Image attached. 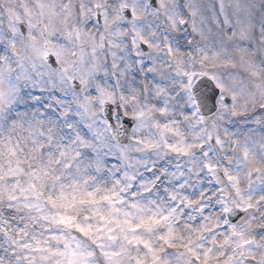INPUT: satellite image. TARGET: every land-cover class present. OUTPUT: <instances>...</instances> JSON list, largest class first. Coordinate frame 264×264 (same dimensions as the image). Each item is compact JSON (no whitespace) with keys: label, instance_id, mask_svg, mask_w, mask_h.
<instances>
[{"label":"snow or ice","instance_id":"snow-or-ice-1","mask_svg":"<svg viewBox=\"0 0 264 264\" xmlns=\"http://www.w3.org/2000/svg\"><path fill=\"white\" fill-rule=\"evenodd\" d=\"M0 264H264V0H0Z\"/></svg>","mask_w":264,"mask_h":264}]
</instances>
